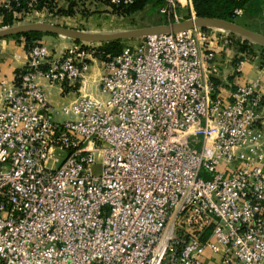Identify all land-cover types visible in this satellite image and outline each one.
I'll return each mask as SVG.
<instances>
[{
    "label": "built area",
    "instance_id": "2783aa9c",
    "mask_svg": "<svg viewBox=\"0 0 264 264\" xmlns=\"http://www.w3.org/2000/svg\"><path fill=\"white\" fill-rule=\"evenodd\" d=\"M178 2L161 9L173 22ZM211 27L148 34L117 54L28 47L0 79V264H264L262 96L251 83L223 98L205 79ZM92 57L104 98L79 93L54 120L37 78L77 84Z\"/></svg>",
    "mask_w": 264,
    "mask_h": 264
},
{
    "label": "rangeland",
    "instance_id": "374dc122",
    "mask_svg": "<svg viewBox=\"0 0 264 264\" xmlns=\"http://www.w3.org/2000/svg\"><path fill=\"white\" fill-rule=\"evenodd\" d=\"M44 1L47 2L44 10H39L40 7L38 5L35 10L26 12L24 14L13 15L11 12H7L6 16L9 20L8 24L2 26H12L22 23L43 21L91 33H110L125 29L146 27L155 24H170L173 23V20H175L172 14L161 11L162 7L164 6L163 0H144L142 3H140V8L130 12L124 11L126 8L125 4L113 3L111 0H42V2ZM257 1L258 0H256L255 3L248 4L245 11H241L240 15L233 17L232 22L239 24L249 30L256 31L258 33H264V0H261V2ZM67 4L68 7H66ZM120 5H123V7ZM181 5L188 8L187 14L185 16H199L194 13L188 0H180L177 6L178 21H181L179 20L181 17L179 16L178 12V9ZM211 28L212 29H203V32L206 34H212L213 32L215 33L219 30L218 32H221L222 34H228L230 38L229 43L243 44L246 53L257 51L260 54V50H264V46L251 39H247L244 35L218 29L216 27ZM48 36L55 37L56 40L51 42L50 40L52 39H47ZM11 40L23 44L25 42V38L22 35L1 37L0 49L4 47L3 42H8ZM35 41L43 42L51 50H54V48L60 44L64 45L65 47L63 51L68 50V48L73 47L74 45L81 46L83 49L89 51L97 50V48L105 47L111 42H91L79 40L77 42L71 38L49 32H40V35L36 37ZM115 41L118 42L120 47L136 46L141 44L142 37L123 38ZM247 43H249V45ZM97 96L100 99L104 98V94H102L100 91H98ZM60 105V103H56L54 104L53 108L59 109ZM68 114L69 113L65 111L58 114L52 113V117L56 121H63L67 119Z\"/></svg>",
    "mask_w": 264,
    "mask_h": 264
},
{
    "label": "crops",
    "instance_id": "0c3cea01",
    "mask_svg": "<svg viewBox=\"0 0 264 264\" xmlns=\"http://www.w3.org/2000/svg\"><path fill=\"white\" fill-rule=\"evenodd\" d=\"M47 2L44 1L39 10H44ZM186 6V4H185ZM68 7V4L67 6ZM187 7L182 5L179 7V16L183 20L189 16ZM212 33V32H211ZM261 33V32H260ZM264 34V33H261ZM208 40L201 44V52L212 54V58L204 61V77L206 80L213 82L216 87V93L223 98H228L233 90L238 86H245L251 83L257 84V90L262 96V106L260 107V120L256 127L263 135L264 148V50L246 53L245 50L240 51L237 43L224 44L222 37L224 35L212 34L208 35ZM55 41L56 38L48 36L47 39ZM249 45V43H247ZM4 47L0 49V79L12 80L14 73L21 70L26 63V49L23 43H17L14 40L3 42ZM64 45H58L51 50V53L59 55L64 49ZM254 47V46H251ZM2 51V52H1ZM57 52V53H56ZM3 53V54H1ZM102 68L96 57H92L89 61L87 71L82 78L74 85H52L45 78H37V82L41 84L46 92L47 98L51 105L52 113H69L67 118L71 117L68 108L70 103L77 97L79 93L88 95L95 99H100L98 95L99 77ZM53 95V96H50ZM52 97V98H51ZM61 104L59 109H54V104ZM53 118V117H52ZM206 264H215V258L208 256L205 258Z\"/></svg>",
    "mask_w": 264,
    "mask_h": 264
},
{
    "label": "water",
    "instance_id": "95a60500",
    "mask_svg": "<svg viewBox=\"0 0 264 264\" xmlns=\"http://www.w3.org/2000/svg\"><path fill=\"white\" fill-rule=\"evenodd\" d=\"M193 26L220 27L227 31L244 35L247 39H251L259 43L260 45L264 46V35L261 33L249 30L239 24H236L232 21H228L225 19H221L217 17H209V16H195V15L185 20L173 22L170 24H155L146 27L125 29L110 33H91V32L77 30L53 23L35 21V22L22 23L12 26H2L0 27V38L37 31V32L54 33L57 35H64L67 38H71L73 40H79V41L108 42L123 38L143 37L148 34H153L158 32L185 31Z\"/></svg>",
    "mask_w": 264,
    "mask_h": 264
},
{
    "label": "trees",
    "instance_id": "16d2710c",
    "mask_svg": "<svg viewBox=\"0 0 264 264\" xmlns=\"http://www.w3.org/2000/svg\"><path fill=\"white\" fill-rule=\"evenodd\" d=\"M142 1L144 0H136L132 4L125 5L126 8L124 11L130 12L140 8L139 5L140 3H142ZM188 1L196 15L217 17L228 21H232L233 17L235 16L233 13L235 9H241V11H245L248 4L255 3L256 0H188ZM258 1L261 2V0ZM42 3H43L42 0H40L38 4L39 7L42 5ZM120 6L123 7V5ZM6 13L7 12L4 9L2 8L0 9V18H1L0 26L8 24L9 20L6 16ZM17 35L24 36L25 38L24 47L27 50L30 45L36 42L35 39L38 35H40V32L32 31ZM75 41L78 42V40ZM237 45L240 51L245 50L243 44L237 43ZM106 46L97 48L96 54H99V52L102 50L111 54H117L122 49V47H120L118 42H116L115 40L111 41L110 44H107ZM19 71L20 70H17L16 73H18Z\"/></svg>",
    "mask_w": 264,
    "mask_h": 264
},
{
    "label": "bare ground",
    "instance_id": "6f19581e",
    "mask_svg": "<svg viewBox=\"0 0 264 264\" xmlns=\"http://www.w3.org/2000/svg\"><path fill=\"white\" fill-rule=\"evenodd\" d=\"M213 27H215V26H213ZM216 28H218V29H223V28H220V27H216ZM223 30H225V29H223ZM61 36H64V35H61Z\"/></svg>",
    "mask_w": 264,
    "mask_h": 264
}]
</instances>
